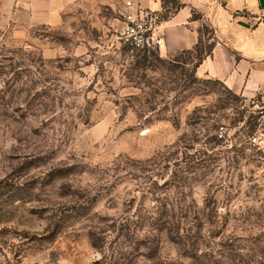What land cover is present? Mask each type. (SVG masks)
<instances>
[{
    "label": "rangeland",
    "instance_id": "rangeland-1",
    "mask_svg": "<svg viewBox=\"0 0 264 264\" xmlns=\"http://www.w3.org/2000/svg\"><path fill=\"white\" fill-rule=\"evenodd\" d=\"M123 6L0 0V264H264V150L196 72L211 29L132 55Z\"/></svg>",
    "mask_w": 264,
    "mask_h": 264
},
{
    "label": "crops",
    "instance_id": "crops-1",
    "mask_svg": "<svg viewBox=\"0 0 264 264\" xmlns=\"http://www.w3.org/2000/svg\"><path fill=\"white\" fill-rule=\"evenodd\" d=\"M163 11L159 0H140ZM181 7L163 19L165 45L172 54L194 49L211 29V52L196 65L198 75L216 79L239 97H264V0H178Z\"/></svg>",
    "mask_w": 264,
    "mask_h": 264
},
{
    "label": "built area",
    "instance_id": "built-area-1",
    "mask_svg": "<svg viewBox=\"0 0 264 264\" xmlns=\"http://www.w3.org/2000/svg\"><path fill=\"white\" fill-rule=\"evenodd\" d=\"M123 2V21L119 32L121 45L132 55L160 51L165 45V31L159 13L144 7L140 0ZM241 109L254 122V129L246 138L247 145L255 150H264V97L254 93L251 97L241 98ZM225 132L221 126L219 137H225Z\"/></svg>",
    "mask_w": 264,
    "mask_h": 264
},
{
    "label": "trees",
    "instance_id": "trees-1",
    "mask_svg": "<svg viewBox=\"0 0 264 264\" xmlns=\"http://www.w3.org/2000/svg\"><path fill=\"white\" fill-rule=\"evenodd\" d=\"M162 1L164 3L163 4V11L158 12L159 13V16L162 19L169 18L173 13H175L181 7V5L178 2V0H162ZM201 40L199 41V43H201ZM212 46L210 47V49L207 52V54H209L211 52Z\"/></svg>",
    "mask_w": 264,
    "mask_h": 264
}]
</instances>
